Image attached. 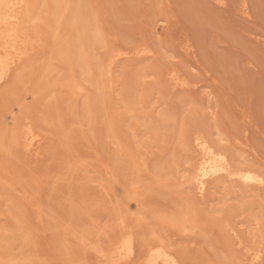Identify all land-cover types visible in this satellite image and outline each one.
Instances as JSON below:
<instances>
[{"label":"bare ground","instance_id":"6f19581e","mask_svg":"<svg viewBox=\"0 0 264 264\" xmlns=\"http://www.w3.org/2000/svg\"><path fill=\"white\" fill-rule=\"evenodd\" d=\"M73 20L79 33L63 39V27ZM102 37L90 26L80 0H0V106L11 120L8 125L0 115V264H57L51 253L69 254L70 250L91 247L88 238L101 212L105 213L107 233L92 235L100 264H189L162 235L148 238L152 233L139 231L136 225V212L150 213L152 205L147 202L161 205L154 200L155 195H167L156 183L178 179H183V189L198 200L201 209H208L218 221L221 218L231 247H240L238 263L264 264V172L237 156L222 133L217 139L201 128L191 132L181 128L174 136L167 134L173 114L156 105L155 93H139L134 81L123 86L114 100L116 62L127 56L145 60L152 48L137 42L129 48L119 44L106 47ZM188 41L181 40L179 46L193 55ZM99 48L103 51H97ZM180 71L174 67L153 74L154 84L162 87L167 103L177 89L191 86ZM31 101H36L35 108ZM146 107L150 110L145 111ZM62 111L70 116L63 131L54 123ZM60 121L62 124L64 118ZM72 124L99 128L104 124L108 143L78 142L79 130L71 128ZM53 130L62 137L58 141L62 154L75 147L79 159L82 153L85 159L107 160L109 168L106 172L87 170L77 164V184L65 190L63 183L57 182L64 175L60 166L49 185L51 191L61 193L52 191L53 207L47 208L52 206L48 202L36 212L34 204L25 207L17 202L9 178L2 175L1 163L36 156L43 144L45 148L49 144L44 151L52 156L59 147L53 146L47 135ZM60 161L68 164L66 157ZM138 170L149 173L152 179L142 191L141 186H135L140 183ZM99 189L100 196L96 193ZM61 206L66 209V219L59 229L60 214L56 213ZM26 209L33 213L26 215ZM45 235L51 240L44 242Z\"/></svg>","mask_w":264,"mask_h":264},{"label":"rangeland","instance_id":"374dc122","mask_svg":"<svg viewBox=\"0 0 264 264\" xmlns=\"http://www.w3.org/2000/svg\"><path fill=\"white\" fill-rule=\"evenodd\" d=\"M221 1L80 0V3L83 14L89 17L90 26H95L100 31L106 47L120 45L119 47L129 48L137 42L153 49L150 58L145 60L139 56H127L116 62L114 100H117L123 86L134 81L133 86L139 93H155L156 105L165 106L173 114L167 134L174 136L181 128L186 132L201 128L214 133L217 139V134L222 133L226 138L224 142L231 143L230 147L237 156L242 155L240 157L245 163L256 165L264 172V0ZM105 32L107 36H104ZM78 33L75 21H67L62 31L63 39L74 37ZM181 40H189L193 55L186 54L181 49ZM97 51L103 49L99 48ZM194 58L197 61L194 62ZM174 67L181 70L191 86L187 90L177 89L178 93L174 92L176 95L167 103L162 87L154 84L153 74L163 73ZM29 104L34 108L37 106L36 101ZM146 105L149 106L148 103ZM148 110L150 108L146 107L145 111ZM0 112L6 118L7 124H11L10 114H5V107L0 106ZM68 116L63 111L58 112L55 116V127H60L62 131L66 129L70 121ZM62 118L64 121L61 124ZM70 126L79 130L77 141L80 143H108L109 135L104 124L100 128L92 124ZM56 133V130L51 134L47 133L53 141L52 145H59L51 153L53 157L48 153L46 156L45 151L49 145L46 143L47 147L43 144L37 157L29 154L18 160H3L1 163L2 175L9 178L8 185H11L17 195V202L25 207L34 204L32 210L36 212L46 208L49 203L53 204L54 198L50 200L52 191L55 194L61 193L59 190L51 191L49 183L54 171L60 166L64 175L57 182H62L65 190L77 184V164L87 170L99 168L106 172L109 168L107 160L96 162L85 159L86 156L82 153L80 160L75 147L66 148V153L62 154V144L58 142L62 137ZM63 157L68 158L66 166L60 161ZM138 171L141 172L140 183L135 186L143 187H139V191H142L146 184L149 186L152 179L149 173ZM182 182L183 179L156 183L167 195H155L154 200L161 201V205L147 202L149 207V204L152 205L150 213H135L139 221L136 224L139 231L152 233L148 238L162 235L169 244L187 257L189 264H241L237 262L241 255L240 247H231L226 229L222 228L221 218L218 221L219 218L208 209H201L198 200L183 189ZM95 187L94 184L92 188ZM96 193L102 195L100 189ZM50 207L53 205L47 208ZM62 208L63 206L57 208L56 213L60 214L57 215L60 219L57 225L59 229L64 227L61 222L66 217L63 216L66 209ZM32 213L27 210L26 215ZM101 214L94 223L96 228L88 238L91 247L70 250L69 254L56 251L51 253L52 261H57V264H100L98 253H94L95 237L92 235L95 232L105 235L107 233L105 213ZM71 219L75 218L71 216ZM45 236L44 242L51 240V236Z\"/></svg>","mask_w":264,"mask_h":264}]
</instances>
